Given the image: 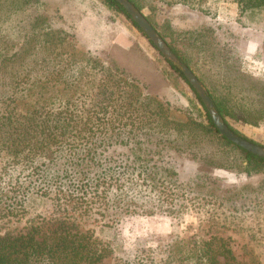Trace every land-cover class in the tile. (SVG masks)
Returning <instances> with one entry per match:
<instances>
[{
  "label": "rangeland",
  "instance_id": "rangeland-1",
  "mask_svg": "<svg viewBox=\"0 0 264 264\" xmlns=\"http://www.w3.org/2000/svg\"><path fill=\"white\" fill-rule=\"evenodd\" d=\"M223 1L229 21L216 13ZM23 2L0 0V230L30 229L55 209L59 189L75 188L86 174L90 194L96 183L108 187L109 209L96 203L79 222L107 248L105 264H193L212 236L226 239L241 264H264V172L247 174L236 150L208 137L198 145L192 137L181 150L158 144L157 134L176 135L136 117L134 107L144 114L150 104L175 121L207 122L191 86L150 39L104 0ZM138 2L157 31H195L197 47L185 51L193 72L223 101L226 119L264 145V118L256 120L264 115V12L240 17L235 0H212L208 12ZM210 36L231 63L221 66L218 54L199 50ZM180 41L174 43L183 50ZM106 73L115 82H103ZM103 83L115 91L107 103L93 98ZM70 112L83 120L86 146L59 130L36 129Z\"/></svg>",
  "mask_w": 264,
  "mask_h": 264
},
{
  "label": "trees",
  "instance_id": "trees-1",
  "mask_svg": "<svg viewBox=\"0 0 264 264\" xmlns=\"http://www.w3.org/2000/svg\"><path fill=\"white\" fill-rule=\"evenodd\" d=\"M33 1L38 0H24L23 3H30ZM130 1L133 2L137 8L142 10V6L138 0ZM163 1L167 3H186L191 7L199 8L204 12H208L211 8L215 7L214 5H216L214 2H211L212 0ZM235 1H237L239 4L240 17L242 15L249 14V12H264V0ZM104 2L108 5V7L114 9L115 11L124 13L128 18L131 19L133 25L142 31L140 26L134 20H132L130 14L117 0H104ZM147 18L156 28L152 18L149 16H147ZM168 30L170 31V34H167L165 31H158L167 41L173 52H175L178 57L194 71L192 61L185 51L187 49H191L193 51V48L197 47L193 44V35L195 31L187 30L184 32H178L173 29ZM210 31L211 30H207V33H210ZM142 33L146 35L143 31ZM168 35L173 37V40H169ZM210 37L212 39H207L206 41L202 42V45L200 44L199 50H202L205 53L204 55H208L209 52L218 54L216 58L218 59L219 65L221 66L231 63L232 59L229 56V51L226 50L224 45L218 46V43L215 41L213 36ZM174 41H180L182 45L185 46V49L182 50L181 48L177 47ZM151 43L154 45L152 41ZM167 61L170 66L188 82L195 92L196 97L205 109L207 122L206 124H203L202 122H196L194 120L187 123L175 121L170 118L169 114L163 112L162 107L156 111L151 107L150 104L146 105L147 107L145 108L143 114V112L139 110L138 106H136L132 100L130 105L132 106L134 104V106H136L133 108L136 117L151 119L150 123H155L156 127H161L164 129L167 128V130L173 131L171 134L176 135L171 139L168 137L166 138L165 134H157L155 136L156 142L158 144L169 143L170 147L181 150L183 146L182 144L189 143L188 139L192 137L193 145H198L204 140V138L208 137L209 141L211 142H214L218 145H224L225 147H228L232 150H236L238 154L237 161L239 164L235 161L234 162L237 163V165H239L247 174L254 172H264V158L249 152L248 150L233 143L231 140L223 136L213 122V119L206 106L202 102L201 97L187 80L183 72H181L169 60ZM106 78H109L111 81L115 82L114 75L111 73H106L104 76H101V80L103 82L106 81ZM198 78L204 82L201 77L198 76ZM111 88L112 87L110 85L103 83L100 90L93 98L101 96V99L107 103L112 99V95L115 92ZM209 94L213 99L217 109L224 117L225 122L235 133L256 144L263 145L262 143L248 137L240 130L235 128L226 119V114L223 110V101L216 100L214 93L209 92ZM130 98L138 100V97L132 94L130 95ZM122 106L127 107L126 104H123ZM125 112L129 111L126 109ZM69 115L70 117L68 115H61L59 118H56L53 123L42 122L39 125H36V129L42 133L48 132L52 128L54 130H59L60 133H55L57 136L62 137L65 135V139H72L71 141L78 142L79 144L82 143L84 146H86L80 137L81 132L79 131L80 123L83 120L81 118H74L75 116H78V114L75 112H70ZM92 117L93 116L90 118ZM262 118H264V115L257 118L256 120H260ZM256 120H254V122H252L253 120H249V122L254 124L256 123ZM139 128L145 129L146 127L139 126ZM70 129H75V132L68 136L66 135V132ZM25 130L28 131L26 127ZM50 135H52L51 139L56 141V137L53 134ZM153 137L154 135H151L147 137L146 140L151 141ZM56 145H59L58 142H56ZM101 173L102 171L97 172L98 177H101ZM151 176V172L146 175L147 178ZM84 177L88 176L83 174L79 183L71 184L75 188L59 189L54 199L55 209L49 215L42 216L41 219L37 220L38 222L36 224L30 226V229L15 233L2 232L0 230V264H105L103 259L109 253L107 248L100 244L99 240L97 238H93L88 232L80 231L79 222H81L84 218H88V215L95 208L96 203L105 204L103 207L99 206L100 208H103V211L109 209L106 206L107 202H105L108 187L103 186L104 188H101V184L96 183L95 191L93 194H90V181L88 179H84ZM98 181L99 180H97V182ZM7 209L9 212L13 211L12 209L10 210V208ZM201 250V254L193 264H241L234 255L233 249L228 245V241L222 237L212 236L209 240L204 242Z\"/></svg>",
  "mask_w": 264,
  "mask_h": 264
},
{
  "label": "water",
  "instance_id": "water-1",
  "mask_svg": "<svg viewBox=\"0 0 264 264\" xmlns=\"http://www.w3.org/2000/svg\"><path fill=\"white\" fill-rule=\"evenodd\" d=\"M117 1L127 10L132 20H134L140 26L142 31L154 43L160 53L172 64H174L181 72H183L187 80L190 82V84L194 87L196 92L201 97L202 102L209 111L213 122L219 129L220 133L227 139L231 140L233 143L243 147L249 152H252L264 158V145L256 144L238 135L229 127V125L225 122L224 117L217 109L213 99L211 98L204 84L193 72V70L186 63H184L175 52H173L167 41L156 30V28L153 26L147 16L130 0Z\"/></svg>",
  "mask_w": 264,
  "mask_h": 264
},
{
  "label": "crops",
  "instance_id": "crops-1",
  "mask_svg": "<svg viewBox=\"0 0 264 264\" xmlns=\"http://www.w3.org/2000/svg\"><path fill=\"white\" fill-rule=\"evenodd\" d=\"M226 5H228V2L227 1H223V2H221L220 9H218V7H215L216 8V13H218L219 14L218 16L221 17V18L219 17L221 21H229V16H227L228 14H227V6ZM189 9H191L190 11L193 12V9L192 8H189ZM184 11H189V10H186L185 9ZM221 15H226L227 17L221 16ZM121 45L123 47L129 46V44L128 43H125V42L123 44H121Z\"/></svg>",
  "mask_w": 264,
  "mask_h": 264
}]
</instances>
